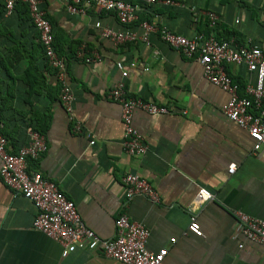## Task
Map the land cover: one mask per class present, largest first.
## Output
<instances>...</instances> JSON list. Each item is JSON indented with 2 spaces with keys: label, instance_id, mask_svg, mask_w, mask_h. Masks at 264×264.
I'll return each instance as SVG.
<instances>
[{
  "label": "crops",
  "instance_id": "obj_1",
  "mask_svg": "<svg viewBox=\"0 0 264 264\" xmlns=\"http://www.w3.org/2000/svg\"><path fill=\"white\" fill-rule=\"evenodd\" d=\"M170 1L172 5H143L139 20L123 25L114 14L95 9L71 15L69 0H40L66 64L65 83L75 96L73 113L60 100L64 82L42 59L49 92L34 93L19 82L11 94L0 95V126L8 151L16 154L31 144L32 132L42 134L48 150L28 161L29 173L62 190L85 225L103 240L115 236L123 210V178L135 174L154 187L160 202L136 196L129 203V216L150 230V251L168 249L166 264H264V247L236 234L234 216L240 211L264 221V147L254 153L248 132L226 118L223 109L230 95L204 78L196 59L183 56L158 33L150 36V47L140 39L116 46L102 36L110 29L140 37V25L147 21L190 39L213 33L264 52V0ZM208 13L219 18L214 28ZM34 35L26 34L29 50L35 48ZM82 46L101 62L78 60ZM120 61L128 72L125 79L117 68ZM227 71L242 93L255 84V75L244 65H229ZM122 79L131 97L171 109L167 115L134 111L133 126L148 147L143 156H130L123 149L121 106L110 99L111 89ZM76 123L83 133L73 130ZM200 188L209 190L214 200L199 205ZM192 212L200 225L196 231L191 228ZM36 215L32 202L0 181V264H123L100 251L78 249L63 257L59 243L35 230Z\"/></svg>",
  "mask_w": 264,
  "mask_h": 264
},
{
  "label": "built area",
  "instance_id": "obj_2",
  "mask_svg": "<svg viewBox=\"0 0 264 264\" xmlns=\"http://www.w3.org/2000/svg\"><path fill=\"white\" fill-rule=\"evenodd\" d=\"M20 2L28 4L31 19L40 33L45 48L47 61L58 72L59 79L64 82L60 100L66 112L72 115L75 96L65 83L66 64L54 48L53 27L45 17L40 0H5L6 15H11ZM159 2L172 5L170 0H69L67 10L71 15L82 16L87 15L90 9L112 13L121 24L130 25L139 20L143 5H154ZM218 19L215 13H208L211 28L217 25ZM140 26L143 29V35L140 37L110 29H105L102 36L116 46L140 39L150 47V36L158 33L163 42L177 49L183 56L196 59L202 66L204 78L230 95V100L223 109L226 118L248 132L254 142V153L259 152L264 147L263 50L255 45L240 44L235 38L220 40L213 33L208 36L200 33L190 39L147 21L142 22ZM97 27L100 28L101 25L98 24ZM155 55H158V52H155ZM77 59L87 64L101 62L99 55L90 54L84 46L78 50ZM229 65L246 66L249 72L255 75V84L246 86L242 93L240 86L228 74ZM130 66L135 68L136 64ZM117 68L125 79L128 76L126 65L120 61ZM123 79L111 89L110 99L121 106L124 151L130 156H143L147 153L148 147L142 135L133 126L134 111L141 109L149 115H167L171 109L131 97ZM73 130L76 133L84 132L80 123H76ZM31 137L30 145L13 154L8 151V140L0 127V181L34 204L37 211L34 220L35 230L59 243L63 247V257H67L70 251L79 249L89 252L100 251L106 258L123 264H166L168 249L150 251L148 248L150 230L145 225L132 221L128 213L129 203L136 196H146L154 203L160 202L158 193L148 181L135 174H128L123 178L125 189L123 210L116 221L115 236L110 240H103L85 225L76 204L62 190L42 175L29 173L28 161L40 159L48 150L47 141L42 134L32 132ZM91 144L94 145L95 142L92 141ZM235 171V166L229 169L231 175ZM214 198L209 190L199 189L197 194L199 205L211 202ZM234 216L236 234L264 247V221L240 211L235 212ZM190 220L191 228L199 230L200 225L195 212L191 213Z\"/></svg>",
  "mask_w": 264,
  "mask_h": 264
},
{
  "label": "trees",
  "instance_id": "obj_3",
  "mask_svg": "<svg viewBox=\"0 0 264 264\" xmlns=\"http://www.w3.org/2000/svg\"><path fill=\"white\" fill-rule=\"evenodd\" d=\"M6 14L5 0H0V95L4 92L11 94L13 86L19 82L30 87V90L34 93L49 92L50 87L47 85L46 77L41 71L39 61L44 59L47 65L51 66L47 61L40 33L31 19L28 4L20 2L15 6L9 17ZM17 22L19 25L18 31L15 28ZM29 32H35L33 43L35 48L32 50H29V43L25 39L26 34ZM210 34H207V36ZM54 37V48L59 55L56 48L55 33ZM51 68L58 75V72L53 67Z\"/></svg>",
  "mask_w": 264,
  "mask_h": 264
}]
</instances>
